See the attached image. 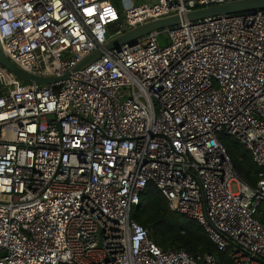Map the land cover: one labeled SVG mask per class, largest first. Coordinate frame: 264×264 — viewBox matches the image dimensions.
I'll return each mask as SVG.
<instances>
[{
    "label": "built area",
    "instance_id": "2783aa9c",
    "mask_svg": "<svg viewBox=\"0 0 264 264\" xmlns=\"http://www.w3.org/2000/svg\"><path fill=\"white\" fill-rule=\"evenodd\" d=\"M121 3L131 0H119ZM233 0H0V264H217L163 251L131 219L153 185L231 264H264V11L110 37ZM166 35L165 41H160ZM99 49L82 71L76 63ZM58 87L57 91L53 87ZM260 169L254 189L219 137Z\"/></svg>",
    "mask_w": 264,
    "mask_h": 264
},
{
    "label": "trees",
    "instance_id": "16d2710c",
    "mask_svg": "<svg viewBox=\"0 0 264 264\" xmlns=\"http://www.w3.org/2000/svg\"><path fill=\"white\" fill-rule=\"evenodd\" d=\"M219 139L242 181L254 189L260 169L253 163L249 152L230 137L221 135ZM260 210L262 215L257 219L264 225V209ZM130 217L147 229L148 238L163 251L183 250L191 256L207 253L214 256L217 264H231L228 256L216 249L195 221L171 212L166 200L151 184L141 194Z\"/></svg>",
    "mask_w": 264,
    "mask_h": 264
},
{
    "label": "water",
    "instance_id": "95a60500",
    "mask_svg": "<svg viewBox=\"0 0 264 264\" xmlns=\"http://www.w3.org/2000/svg\"><path fill=\"white\" fill-rule=\"evenodd\" d=\"M254 11H264V0H233L220 5H214L197 9L187 13L185 16H171L155 21L145 23L130 29L126 27L120 28V33L109 38L107 43L103 46L104 51L119 50L122 46H131L137 40L147 36L148 34L156 31H163L168 28L179 25L181 22H195L203 20L205 18H211L224 15H236L244 14ZM103 52L96 49L84 57H82L76 65L72 68V72L82 71L102 57ZM0 66L5 68L8 72L12 73L18 81L26 84L37 85H51L57 81L65 80L69 78V74H65L61 78H44L41 76H35L26 71L18 68L11 61H9L0 49ZM54 91L58 90V87H53Z\"/></svg>",
    "mask_w": 264,
    "mask_h": 264
},
{
    "label": "rangeland",
    "instance_id": "374dc122",
    "mask_svg": "<svg viewBox=\"0 0 264 264\" xmlns=\"http://www.w3.org/2000/svg\"><path fill=\"white\" fill-rule=\"evenodd\" d=\"M111 4L118 10L121 11L122 9H126L129 5H131L130 2L127 3H121L119 0H111ZM167 39L166 35H163L159 40L165 41ZM264 209V206L262 207Z\"/></svg>",
    "mask_w": 264,
    "mask_h": 264
},
{
    "label": "crops",
    "instance_id": "0c3cea01",
    "mask_svg": "<svg viewBox=\"0 0 264 264\" xmlns=\"http://www.w3.org/2000/svg\"><path fill=\"white\" fill-rule=\"evenodd\" d=\"M153 0H131V5H138L142 3H151Z\"/></svg>",
    "mask_w": 264,
    "mask_h": 264
}]
</instances>
